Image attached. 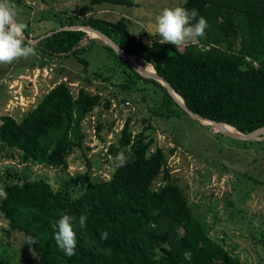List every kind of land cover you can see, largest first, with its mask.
<instances>
[{
    "label": "trees",
    "instance_id": "1",
    "mask_svg": "<svg viewBox=\"0 0 264 264\" xmlns=\"http://www.w3.org/2000/svg\"><path fill=\"white\" fill-rule=\"evenodd\" d=\"M93 1L133 4L131 0ZM11 3L19 9L23 0ZM180 6L196 9L197 19L203 16L208 22L205 37L182 48L161 44L157 37L143 41L130 33L124 16L112 21L89 14L79 25H91L126 53L144 59L148 63L145 69L153 66L193 112L243 133L264 126V0H185ZM67 23L61 22L59 27L78 25ZM87 35L81 29H62L42 38L34 44L39 54L37 67L71 56L88 73L85 53L99 43L105 58L93 78L118 87V102L127 101L131 92L141 93L142 100L150 101L149 116L142 118L147 124L134 132L131 117H127L107 152H123L129 162L123 167L115 165L108 178H93L84 120L98 106L109 108L111 98L84 86L74 94L63 80L19 118L2 115L3 157L18 153L21 163L64 170L69 156L78 149L86 168L64 177L56 187L45 176L6 165L9 179L2 187L8 195L0 199V219L6 223L0 228V264H19L15 259L18 247L10 239L18 234L24 237L19 249L24 246L23 254L32 252L35 264H243L226 248L223 237L210 235V222L193 212L185 190L171 177L167 160L175 147L167 152L155 143L151 119L170 120L188 114L160 82L141 76L112 47ZM86 79L91 81L90 76ZM93 116L97 141L102 143L105 123L100 114ZM159 175L161 182L155 186ZM76 190L80 191L77 195ZM65 213L77 218V245L71 257L54 239L57 221ZM81 214L88 217L84 228L78 225ZM104 232L107 238L101 239ZM28 237L38 241L32 251ZM259 241L264 246V241Z\"/></svg>",
    "mask_w": 264,
    "mask_h": 264
},
{
    "label": "rangeland",
    "instance_id": "2",
    "mask_svg": "<svg viewBox=\"0 0 264 264\" xmlns=\"http://www.w3.org/2000/svg\"><path fill=\"white\" fill-rule=\"evenodd\" d=\"M131 1L132 5L93 0H23L21 8H15L16 20L25 25L24 31L32 38L36 34L58 29L61 22L79 25L80 20L89 14L112 21L124 16L130 33L148 42L152 38H159L155 35V18L161 10L180 6L185 0ZM87 34L89 38L93 37ZM102 50V46L95 43L85 53L89 61L88 73L71 56L54 59L46 66L48 75L44 76L45 72L38 73V78L31 74L32 69L38 66L39 54L0 65V117L11 114L19 118L36 105L54 84L66 80L74 94L79 87L84 86L91 92H100L103 97L111 98L109 108L98 106L92 112L95 116L100 114L105 123L102 130L104 140L99 144L115 142L127 117H131L133 131L140 130L147 124L142 118L149 116L150 101L142 100L139 92H131L127 98L129 104L126 101L118 102L121 97L118 87L100 78H93V72L105 58ZM135 59L136 64L144 68L148 64L140 57ZM148 67L149 71H153L151 66ZM87 76L91 77V81L86 79ZM31 97H35L33 104L30 103ZM23 104L26 106L24 111L21 109ZM89 116L84 120V128H87ZM112 121L113 125L110 126ZM151 123L156 145L167 152L169 148L175 147L167 160L171 177H176L185 190L193 212L205 216L210 222V235L214 238L223 237L226 248L237 254L243 264H264V246L259 241H264V133L252 141L242 140L222 134L211 124L185 114L170 120L151 119ZM90 148L86 152L93 164L91 176L108 178L116 165V155L106 153L100 146L93 150ZM3 154L0 150V186L9 179L6 170L8 163L18 170H29L45 176L56 187L64 177L77 171L83 172L86 168L78 149L69 156V165L64 170L42 167L29 161L21 163L22 157L18 153L12 158L3 157ZM160 180L161 175L155 186L159 185ZM79 192L76 190L75 194ZM4 226L6 223L0 219V228ZM10 239L13 246L18 247L15 259L19 264L36 263L37 258L32 252L25 251L23 254L21 250L24 246L19 249L24 241L23 236L18 234Z\"/></svg>",
    "mask_w": 264,
    "mask_h": 264
},
{
    "label": "clouds",
    "instance_id": "3",
    "mask_svg": "<svg viewBox=\"0 0 264 264\" xmlns=\"http://www.w3.org/2000/svg\"><path fill=\"white\" fill-rule=\"evenodd\" d=\"M196 9L188 10L182 6L165 7L155 18V35L160 43H169L176 48L189 44H197L206 35L208 22L205 17L199 16ZM17 12L11 0H0V65L10 64L19 59L37 56L34 44L26 43L24 38L25 25L16 20ZM116 167H123L129 162V157L120 152L115 157ZM7 191L0 186V199H7ZM87 214H81L78 219L80 228L86 227ZM77 218L71 214H62L57 221L54 239L58 248L68 257L75 255L77 245L74 224ZM107 232L102 233L101 239L107 238ZM30 250L38 243L34 237L26 241Z\"/></svg>",
    "mask_w": 264,
    "mask_h": 264
},
{
    "label": "water",
    "instance_id": "4",
    "mask_svg": "<svg viewBox=\"0 0 264 264\" xmlns=\"http://www.w3.org/2000/svg\"><path fill=\"white\" fill-rule=\"evenodd\" d=\"M62 29H81L83 31H85L86 33H94L95 36L93 37H98L100 38L104 43H106L108 46L112 47L125 61H127L133 68L134 70H136L141 76L145 77V78H151L154 80H157L158 82H160L165 88L166 90L169 92V94L171 95V97L173 98V100L188 114L190 115L192 118L204 123L203 121H208L210 122V124L214 127L217 128V130L225 135L234 137V138H238V139H242V140H248V141H252L258 138V136L261 133H264V126L259 127L257 129H254L248 133H243L239 130H237L236 128H234L231 125H228L226 123H223L221 121H215L211 118L205 117L199 113L193 112L184 102L183 98L181 97L180 94H178L175 89L171 86V84L161 75H159L155 69L153 68V71H147L144 67L137 65L136 63L132 62V60L130 59L129 56L133 55L134 58L136 57L135 54H130V53H126L112 38H110L108 35H106L105 33H103L102 31L92 27L89 24H85V25H66V26H62L59 27L58 29L55 30H51L45 34H42L36 38H30L29 36H27L25 33L24 34V38L25 41L31 44H36L39 40H41L42 38L52 34L53 32L62 30ZM137 58V57H136ZM139 58V57H138ZM145 61V60H144ZM152 65V64H151ZM153 67V66H152ZM177 95L180 97L181 100H179L177 98ZM225 126H230L233 127V130H228L225 128Z\"/></svg>",
    "mask_w": 264,
    "mask_h": 264
},
{
    "label": "built area",
    "instance_id": "5",
    "mask_svg": "<svg viewBox=\"0 0 264 264\" xmlns=\"http://www.w3.org/2000/svg\"><path fill=\"white\" fill-rule=\"evenodd\" d=\"M35 69H37L38 70V72H37V74L35 73ZM42 72H45V74H44V76H46V75H48V68L47 67H42V68H40V67H36V68H34V69H32V74H31V76L33 75V77L34 78H38V73L40 74H43ZM30 77V76H29ZM30 82H31V80H30ZM37 95V94H36ZM28 99H29V97H27ZM32 99H30V103H34V101H35V97H31ZM11 102H12V100H11ZM126 104H129V102L128 101H126ZM35 106V105H34ZM33 106V107H34ZM26 106L23 104V106H21V109L23 110L24 108H25ZM24 111V110H23ZM88 122H89V125H88V127H87V129H86V132H87V138H88V144H89V146L90 147H92V149L91 150H93L94 148H97V147H99L100 146V148L101 149H104V151L106 152V153H108L107 151H108V145L109 144H107V145H103V144H99L98 143V141H97V136H96V130H95V125H94V123H95V118H94V116L93 115H90L89 116V119H88ZM122 128V127H121ZM105 153V154H106Z\"/></svg>",
    "mask_w": 264,
    "mask_h": 264
},
{
    "label": "bare ground",
    "instance_id": "6",
    "mask_svg": "<svg viewBox=\"0 0 264 264\" xmlns=\"http://www.w3.org/2000/svg\"><path fill=\"white\" fill-rule=\"evenodd\" d=\"M91 36H95V34L94 33H89ZM130 57V59L132 60V62H134V63H136V59L134 58V56L133 55H131V56H129ZM147 71H149V70H147ZM177 98L179 99V100H181L180 99V97L177 95ZM203 122H205V123H207V124H210V122H208V121H203ZM225 128L226 129H228V130H233L234 128L233 127H230V126H225Z\"/></svg>",
    "mask_w": 264,
    "mask_h": 264
}]
</instances>
